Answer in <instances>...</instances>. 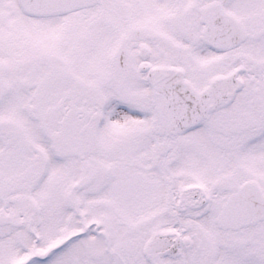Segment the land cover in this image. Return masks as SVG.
Listing matches in <instances>:
<instances>
[{"label":"snow or ice","instance_id":"6c2138e0","mask_svg":"<svg viewBox=\"0 0 264 264\" xmlns=\"http://www.w3.org/2000/svg\"><path fill=\"white\" fill-rule=\"evenodd\" d=\"M0 264H264V0H0Z\"/></svg>","mask_w":264,"mask_h":264}]
</instances>
